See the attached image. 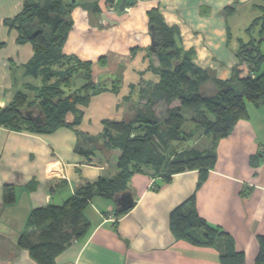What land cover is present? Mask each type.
<instances>
[{"label": "crops", "instance_id": "crops-1", "mask_svg": "<svg viewBox=\"0 0 264 264\" xmlns=\"http://www.w3.org/2000/svg\"><path fill=\"white\" fill-rule=\"evenodd\" d=\"M26 1L0 0L2 109L32 82L24 77L23 69L33 56L32 47L17 44L16 31L5 26ZM63 1L73 7L62 53L90 62L95 83L119 75L120 91L100 93L79 107L80 122L74 128L38 134L0 126V264H37L18 244L22 236L31 243L38 238L27 228L32 212L61 206L83 185L116 175V167L105 159L104 152L97 153L98 157L82 153L90 148L101 151L104 121L123 119L124 101L130 96L137 101L141 82H159L152 67L156 63L150 58L149 10L159 11L164 24L176 30L177 46L191 52L192 63L215 80H229L234 70L239 78L253 77V66L237 56L242 32L234 34L239 30L235 18L245 11L254 19L263 0H125L124 11L117 9L108 17L116 22L113 26L100 17L108 4L118 8L121 0ZM247 110L248 119L238 122L218 143L216 164L203 182H199L198 171L173 175L166 184L153 177L151 170L135 174L126 191L134 205L119 217L114 200L95 196L83 211L89 223L86 235L67 246L55 264H219L216 247L176 240L170 231V213L191 198L197 215L232 238L235 250L244 255V264H254L258 238L264 237V104ZM182 114L189 132L194 124L188 113ZM197 133L198 138L183 142L187 147H175L174 143L175 152L197 149L194 145L201 140L206 143L198 150L209 149L210 139L201 131ZM4 186L14 189L10 204L2 202Z\"/></svg>", "mask_w": 264, "mask_h": 264}, {"label": "trees", "instance_id": "trees-1", "mask_svg": "<svg viewBox=\"0 0 264 264\" xmlns=\"http://www.w3.org/2000/svg\"><path fill=\"white\" fill-rule=\"evenodd\" d=\"M72 7L63 0H28L16 17L5 21L7 28L16 31L17 44H30L33 56L23 66L24 77L32 82L17 91L5 108H0L1 127L38 134H49L60 127L74 128L80 122L79 107L86 106L100 93L120 91L119 75L94 83L90 62L62 53L71 29ZM257 9L260 16L251 21L244 36L237 40V56L253 66V77L239 78L234 70L227 81L215 80L196 67L193 54L177 46L176 30L164 24L157 9L147 12L148 26H155L158 34L159 44L150 58L156 63L152 67L159 82H141L137 101L133 102L132 96L124 101L123 119L104 121L101 151L90 148L81 152L93 157L104 152L105 159L116 167V175L83 185L61 206L50 205L32 212L27 228L38 238L31 243L22 236L18 244L37 264H55L56 257L67 246L86 235L89 223L83 211L88 202L95 196L114 200L128 191V183L135 174L151 170L153 177L166 184L173 175L198 171L199 182L205 180L216 164L218 143L233 132L238 122L248 119V107L264 104V0ZM183 112L190 115L189 122L194 124L189 132L184 130L187 119ZM70 115L72 119L68 120ZM35 116H39L41 124H35ZM195 129L210 139L211 147L176 153L173 144L188 141ZM13 201L14 189L4 186L2 202ZM125 213L117 212L116 216ZM68 223L71 232L63 230ZM169 228L176 240L216 247L219 264H244V255L235 250L232 238L202 220L192 198L170 213ZM254 264H264V237L258 238Z\"/></svg>", "mask_w": 264, "mask_h": 264}, {"label": "water", "instance_id": "water-1", "mask_svg": "<svg viewBox=\"0 0 264 264\" xmlns=\"http://www.w3.org/2000/svg\"><path fill=\"white\" fill-rule=\"evenodd\" d=\"M72 2H74V0H72ZM108 2L113 3L114 0H108ZM125 5H126V1L121 0L119 5H118V9L120 12L124 11ZM100 20L104 23L106 22V24H108L110 26H113L116 24V22L111 21L110 19H108L107 16H105L103 14L100 17ZM149 32H150V39H151L150 51L153 52L155 47H157L159 44L158 34L156 32V27L152 26V25L149 26ZM32 119L35 122V124H37V125L42 123V120L39 118V116H35ZM114 203H115L116 210L118 213L127 212L134 205L133 197H132L130 192H124V193H121V194L115 196L114 197Z\"/></svg>", "mask_w": 264, "mask_h": 264}, {"label": "rangeland", "instance_id": "rangeland-1", "mask_svg": "<svg viewBox=\"0 0 264 264\" xmlns=\"http://www.w3.org/2000/svg\"><path fill=\"white\" fill-rule=\"evenodd\" d=\"M116 8L117 7H115L114 6V9L116 10ZM103 14V13H102ZM260 13H258V14H255L254 16H260L259 15ZM104 15V14H103ZM110 17V16H109ZM236 19V25L235 26H237V29H239V30H237V33H236V31H234V34H237V35H240V31L242 32V35H240V36H244V34H243V29L244 28H247L248 26H249V20H252L253 18L252 17H250V16H248L247 14H246V12L244 11V12H242V13H240V16H238V17H236L235 18ZM250 23H251V21H250ZM231 24H234V21L232 22V21H229V25H231ZM248 24V25H247ZM242 28V29H241ZM262 50L264 51V44L262 45ZM92 81H93V79H92ZM94 82V81H93ZM95 83V82H94ZM20 89V88H19ZM18 89V90H19ZM21 90V89H20ZM193 128V127H192ZM186 129V126H184V130ZM186 131V130H185ZM192 136H194L195 138H198V136H199V134L197 133V130L195 129L193 132H192V134H191ZM190 142H193V141H190ZM206 143V140H201V141H199V143H197L198 144V146H197V144L196 145H194V146H196V148L197 149H199V148H204V144ZM188 144V143H187ZM187 144H183V143H176L175 144V147H187ZM194 144V143H193ZM192 144V145H193ZM189 145V144H188ZM68 227H64L63 228V230L65 231V232H71V230L69 229V223H68V225H67ZM80 226V229L82 230V226L81 225H79ZM62 227V226H61ZM32 231V230H31Z\"/></svg>", "mask_w": 264, "mask_h": 264}, {"label": "built area", "instance_id": "built-area-1", "mask_svg": "<svg viewBox=\"0 0 264 264\" xmlns=\"http://www.w3.org/2000/svg\"><path fill=\"white\" fill-rule=\"evenodd\" d=\"M116 10L114 9V6H108L106 11L103 13L105 16L109 17L114 14ZM104 23V22H103Z\"/></svg>", "mask_w": 264, "mask_h": 264}]
</instances>
